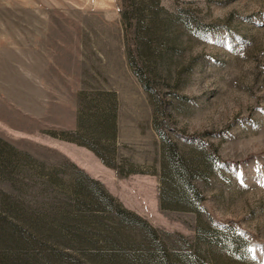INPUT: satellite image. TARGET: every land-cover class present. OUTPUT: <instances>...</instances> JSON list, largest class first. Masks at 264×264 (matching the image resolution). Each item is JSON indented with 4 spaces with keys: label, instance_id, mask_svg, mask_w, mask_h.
<instances>
[{
    "label": "rangeland",
    "instance_id": "374dc122",
    "mask_svg": "<svg viewBox=\"0 0 264 264\" xmlns=\"http://www.w3.org/2000/svg\"><path fill=\"white\" fill-rule=\"evenodd\" d=\"M142 1L146 44L130 0H0L1 210L31 264H264V0Z\"/></svg>",
    "mask_w": 264,
    "mask_h": 264
},
{
    "label": "trees",
    "instance_id": "16d2710c",
    "mask_svg": "<svg viewBox=\"0 0 264 264\" xmlns=\"http://www.w3.org/2000/svg\"><path fill=\"white\" fill-rule=\"evenodd\" d=\"M130 2L133 3V5H129L131 7L128 6V9L123 11V16H124V19L126 20L127 29H130V30L134 29L135 33L137 34V38H135V39H137V41H141V43L146 44L149 41H151L152 35L155 34V32L153 31V23L155 26L156 15L153 14L154 18H153L152 22H150V23L146 22L142 18L143 17L142 13H143V9H144L143 1L142 0H130ZM131 20H135L134 21L135 23ZM130 34L131 33H128V40H129ZM128 57L131 61V64L134 65L136 60H137V57H135V56L133 57L131 52H130ZM1 141L3 142V144H6V146H10L8 143H6L0 139V142ZM25 155L28 158L30 157L28 154H25ZM1 156H3V155H1ZM21 156L25 157L23 155H21ZM4 157H5V155H4ZM5 159L7 161L0 163V191H1V188L3 185L2 180L9 179V177L7 175H5L6 171H8V159L7 158H5ZM13 182L15 183L16 181L13 180ZM94 183L97 185V187L99 189L98 196H97V198H98L97 202L99 204H101L105 210L112 211V212L116 213V215L121 216V217H123V215L125 216L126 214H130V215L134 214V213L124 209L122 207L121 203H119L118 200H116V198L114 196H112L110 193H108L103 188V186L100 182L95 181ZM23 186H29V185L23 184ZM133 216L140 218L136 214ZM7 226H9V227H7ZM10 226H11L12 230L17 231L19 233V234L17 233V236H19V237L16 238L17 248H15V247L11 248V249L6 248L5 247L6 246L5 245V238L3 239L4 242H3V240L2 241L0 240V256L2 257V260H4V262H6L7 264H31V261H34L32 254H31V251H28L29 250L28 248H27V250H25L26 246H31V245H33L34 241H36L35 238H32L33 225L31 223V219H30V221L27 220V221H22V222H15L14 224H12V222L9 220V218L1 210V206H0V232L9 230ZM14 235H16V234H11L10 236L15 237ZM60 254L61 253L59 252L57 254V256L59 257ZM88 255L92 256V257L102 256V254H100V252H93V253L88 254ZM61 256L63 258L65 257L66 259H70L71 261L69 263H71V264H84L85 263L84 260H82L78 256H74L71 254H63ZM46 258L49 260H52V258L48 257L47 255H46ZM52 263H54V262H52ZM55 264H59L58 261Z\"/></svg>",
    "mask_w": 264,
    "mask_h": 264
}]
</instances>
